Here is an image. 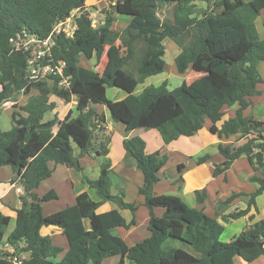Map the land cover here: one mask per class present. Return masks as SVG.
<instances>
[{
  "label": "trees",
  "instance_id": "obj_1",
  "mask_svg": "<svg viewBox=\"0 0 264 264\" xmlns=\"http://www.w3.org/2000/svg\"><path fill=\"white\" fill-rule=\"evenodd\" d=\"M85 2L0 0V104L9 102L17 94L30 95L34 90L38 93L12 112L10 130L2 129L0 118V168L11 167L10 183L18 184L23 190L19 197L20 208L15 210L16 227L8 237L14 253L0 249V264H15L22 253H30L31 257L20 264H102L115 256H120L119 264H235L237 258L253 264L264 257V221L246 227L231 241H221L226 227L217 217L189 207L178 196L154 193L160 181L159 172L166 166L168 156L164 149L147 154L145 141L130 136L138 129H153L169 146L180 138L195 136L208 119L212 122L210 131L219 138H229L240 132L247 139L239 147L218 146L225 162L216 166L215 177L227 173L243 156L255 172L261 171L264 167V122L245 117L244 111L251 106V98L262 95L258 86L264 80L258 67L264 63V39L257 29V19L264 11V0H109L102 10L104 21L98 27L93 26ZM198 3L205 4L206 8L200 10ZM166 5L173 6V21L162 20L159 16ZM73 12L79 13L73 38L56 36L52 47L53 59L67 65L64 73L70 78L68 88L59 86V77L31 81L28 78L30 53L16 51L11 40L18 34L45 40L55 24ZM119 16L131 19L122 33L111 29ZM166 39L181 49L175 58L177 72L183 75L193 66L202 76L192 85L184 82L170 90L168 83L163 82L160 86H148L136 95L137 87L147 78L165 72L163 42ZM118 43L126 53L105 77L81 65L82 58L95 59L100 64L106 48ZM132 64L134 69L129 71L128 66ZM105 86L125 91L127 97L109 101ZM51 95L65 104L76 99L77 104L56 134L44 144L40 142L41 135L49 134L57 124L56 117L43 123L46 115L57 106L50 101ZM94 105L106 107L111 119L125 126L123 148L144 177L139 194L149 210L151 236L132 247L111 230L130 229L136 221L127 223L119 210L98 212L105 202L118 203L121 209L133 214L138 210V205L125 203L122 194L113 195L116 174L110 162L102 164L97 180L83 178V182L96 191L100 201L92 200L84 192L77 196L75 205L44 216L42 204L58 196L53 190L40 199L35 194L41 183L53 174L49 162L82 171L74 155L75 147L80 156L91 154L96 133L105 130L106 116L98 113ZM236 105L235 117L224 121L219 129L217 124L223 121L224 108ZM2 112L0 108V117ZM109 142L110 139L105 138L95 155L107 156ZM210 158L209 154L205 155L198 159V164ZM252 182L259 186L255 192L232 194L221 203L228 205L236 198L249 197L245 210L222 217L225 224L246 217L251 207H256V199L264 193V175L253 177ZM204 196L197 192L200 203L204 202ZM156 208L165 210L161 217L155 215ZM8 224L9 218L0 211V242ZM43 226L61 228L69 241V250L58 263L51 259L62 249L54 246L50 238L41 236ZM173 240L192 247L200 257L182 248H167Z\"/></svg>",
  "mask_w": 264,
  "mask_h": 264
},
{
  "label": "crops",
  "instance_id": "obj_2",
  "mask_svg": "<svg viewBox=\"0 0 264 264\" xmlns=\"http://www.w3.org/2000/svg\"><path fill=\"white\" fill-rule=\"evenodd\" d=\"M103 1L106 0H99L94 3V5H98ZM77 14L79 15V13ZM130 20L131 19L129 18L128 22L125 23L126 25L124 29L120 32L114 29V24L117 21L113 23L111 29L117 33H122L130 23ZM118 45H120V43L115 46ZM178 50L181 52L180 48ZM83 60L85 59L82 58L81 60V65L83 67L95 69L91 66H84ZM102 62H104V59ZM113 64L110 66L109 72ZM103 69L106 70L107 67H104ZM193 69V66H190L187 72L181 76L186 77ZM95 70L101 77H103V72L101 74L98 69ZM109 72H105V75ZM201 76L202 73L197 77L200 78ZM107 88L113 87L105 86L106 97ZM32 92L30 93L31 96H36L32 95ZM26 96H28L29 99L30 95ZM126 97L127 95H124L117 101L123 100ZM49 98L51 102L56 103L57 109L54 113L48 114L43 123L53 120L56 117L57 124L49 134H46L47 136L43 142L44 144L49 142V140L56 134L62 121L71 110H75L77 104L75 100H73L70 104H65L53 95ZM107 100L112 101L108 97ZM250 102L251 106L244 111V116L252 117L256 120L264 122V100L261 101L260 96H256L251 98ZM94 107H96L98 113L105 114L106 116L105 130L103 132L96 133L94 140L95 148L91 154L80 156L79 149L75 148L74 155L79 159L82 171H78L77 169L67 165H56L54 162H49V167L53 170V174L49 179L41 183L39 188L35 190V194L40 199L42 196L53 190L58 196L56 200H51L42 204L44 216L52 215L66 209L69 206L75 205L77 196L84 192L88 193L92 200L100 201L96 191L85 184L83 182V178L87 177L91 180H97L100 177L102 164L110 162L117 176V181L114 182V186L112 188L113 195L122 194L123 201L127 204L138 205V210L135 214H133L130 210L121 209L118 203L105 202L100 206L98 212L107 213L112 210H119L127 223H130L132 220L136 221V225L132 226L130 229L118 227L111 230L113 235L122 238L129 247H132L151 236L148 229L150 221L149 210L144 206V197L139 194V189L144 186V177L143 174L135 167L131 155L123 148V141L126 137L125 126L123 124L121 125L119 123H115L111 119L110 114H107L108 109L106 107L101 105H94ZM237 109L238 105L225 107V116L223 121L217 124V127L220 129L224 121L234 118ZM211 126L212 122L207 119L203 129L195 136L190 138H180L169 146L164 144L160 133L153 129H138L132 131L130 136H137L145 141V151L147 154H153L164 149L168 156L166 166L159 172L160 181L154 187L155 194L178 196L189 207L203 210L211 217H217L218 221L226 227L227 225L222 221V217L231 214L236 210H245L247 208L249 197L242 196L236 198L228 205H222L221 203L227 200L232 194H251L255 192L259 186L258 184L252 182V178L255 176L262 177L263 174L262 170L260 172H255L247 157L243 156L235 161L227 173L215 177L214 172L216 166L222 165L225 162V158L219 152L218 146L223 145L239 147L243 145L247 139L242 137L240 132L236 135L230 136L229 138L221 139L210 131ZM105 138L110 139V142L107 145L109 150L108 155H95L96 151L100 148V144H102ZM200 152H205V154L200 155ZM208 154L211 158L207 162L199 165L198 159ZM179 166H182V168L179 169ZM12 178L13 171L11 167L4 166L0 168V211L9 218V224L5 232V236L0 242V249L5 252H9L10 254L14 253V248L8 244V237L16 227L15 210L19 209L21 205L19 200L21 195L17 192V190L21 187L18 184L12 185L10 183ZM197 192L205 194L203 203L198 201ZM94 194H96L97 198L94 197ZM258 198L256 199V207L252 206L249 214L246 217L239 219L240 221L246 222L245 227H243V229L234 230L236 233H233V237H231L230 241L237 238L246 227H252L256 223L264 221V218H262L263 215H261L258 207ZM164 211L165 210L162 208L154 209V213L157 217H161L164 214ZM251 216L254 217L252 221L249 220ZM237 221L232 222L237 223ZM40 234L42 237L50 238L54 246L62 249L61 253L56 258L51 259L55 263L60 262L69 250V241L64 235L62 229L57 226H43L40 230ZM167 248H182L193 255L200 257L199 252L178 240L171 241ZM30 257V253H22L19 255L18 262H15V264H20L21 261L28 260ZM120 260V256H115L106 259L102 264H119ZM240 260V258H237L235 264H241V262H238ZM257 261L253 264H264V261H261L262 263Z\"/></svg>",
  "mask_w": 264,
  "mask_h": 264
},
{
  "label": "rangeland",
  "instance_id": "obj_3",
  "mask_svg": "<svg viewBox=\"0 0 264 264\" xmlns=\"http://www.w3.org/2000/svg\"><path fill=\"white\" fill-rule=\"evenodd\" d=\"M99 0H87L86 1V6H87V11L90 13L91 18L93 20V26L94 27H98L102 24V22L104 21V14L102 13V10L104 8H106L109 4V0L103 1L101 3H99L98 5H94V3H96ZM198 8L200 10L205 9L206 5L203 3H198L197 4ZM78 14L75 13V16H77ZM160 18L162 20H169V21H173V6L172 5H166L162 8V10L160 11L159 14ZM130 17L128 16H119L117 22L114 24V29L117 31H122L125 27V23L128 22ZM126 20V21H125ZM257 29L259 31V34L261 36L262 39H264V11L262 12L261 16L257 19ZM163 45L166 49V55H165V61L167 64L166 70L164 73L154 76V77H150L147 78L143 84H140L137 89L135 94L139 95L140 93H142V91L148 87V86H160L163 82H167L168 83V87L170 90H174L178 87H180L184 82H187L188 84H191L198 80V75L201 74L199 69L194 68L192 71L189 72V74L185 77V76H181L180 74H178L177 70H176V66H175V58L178 55V53L180 52V50H178V46L175 42H173L170 39H166L163 42ZM139 47H141V45H139ZM126 53L125 49L122 47V45H118V46H110L108 48H106V52L105 55L103 57L104 62H101L100 64L96 63V60L93 59L92 61H86L83 60V65L84 66H91L95 69H98L99 72L102 74L103 72V77H105V72H109V68L110 66L115 63L116 61H118L124 54ZM102 59V61H103ZM135 65V64H134ZM107 67L106 70H104L103 68ZM134 66L133 64L130 65V67L128 66V70H132L133 71ZM104 70V71H102ZM258 70L260 72L261 77L264 80V63H261L258 67ZM107 79V78H105ZM92 87L89 88V90H91ZM258 89L262 92V95L260 96V100H264V83L258 86ZM1 90V88H0ZM37 91H33L32 95H37ZM124 95H127L126 92L119 90L117 88H107V97L112 100V101H117L119 99H121ZM31 96V94H30ZM28 99V96L24 95V94H17L14 95L12 97V99L9 102L0 104V108L3 110L2 115H1V127L4 131H8L12 128L11 125V114L14 110H18L19 107L21 105H23ZM76 101V99H74ZM262 108V107H261ZM260 108V109H261ZM57 109L56 108L50 112V113H54V111ZM49 113V114H50ZM107 114H109V112L107 111ZM76 115V113H75ZM48 116V114L46 115ZM121 124V123H119ZM122 125V124H121ZM47 135H42L40 138V142H44L45 138ZM109 137V136H108ZM115 137V136H113ZM111 137V138H113ZM76 148V147H75ZM202 154H205V152H200ZM264 167L261 169L262 170V174L264 175ZM117 181L116 176H114V182ZM94 197H96V194H94ZM258 207L259 210L261 212L262 218H264V193L259 196L258 198ZM246 222L244 221H240L238 220L237 223H229L226 224L227 229L225 231V233L223 234L221 241L223 242H228L230 241L231 237H233V233L234 230H238V229H243V227H245ZM261 261H264V257L260 258L259 261L262 263ZM241 262V264H248L244 261H238ZM240 264V263H239ZM259 264V263H257Z\"/></svg>",
  "mask_w": 264,
  "mask_h": 264
},
{
  "label": "built area",
  "instance_id": "obj_4",
  "mask_svg": "<svg viewBox=\"0 0 264 264\" xmlns=\"http://www.w3.org/2000/svg\"><path fill=\"white\" fill-rule=\"evenodd\" d=\"M76 12L63 21L55 24L51 35L40 40L35 36H26L18 34L11 43L16 51L24 50L30 53L28 62V78L31 81L42 82L51 78H61L59 86L68 88L69 79L65 77L66 63L64 61H55L52 56V47L54 46V37L64 35L66 38H73L76 30ZM18 194L22 195L23 190L19 188ZM15 262H18L15 259Z\"/></svg>",
  "mask_w": 264,
  "mask_h": 264
}]
</instances>
